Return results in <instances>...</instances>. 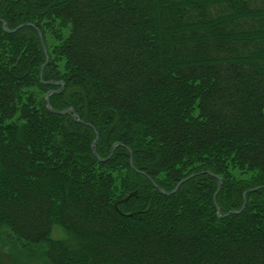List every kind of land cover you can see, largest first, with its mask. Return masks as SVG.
<instances>
[{"label": "trees", "instance_id": "obj_1", "mask_svg": "<svg viewBox=\"0 0 264 264\" xmlns=\"http://www.w3.org/2000/svg\"><path fill=\"white\" fill-rule=\"evenodd\" d=\"M0 226L50 264H264V0H2Z\"/></svg>", "mask_w": 264, "mask_h": 264}, {"label": "rangeland", "instance_id": "obj_2", "mask_svg": "<svg viewBox=\"0 0 264 264\" xmlns=\"http://www.w3.org/2000/svg\"><path fill=\"white\" fill-rule=\"evenodd\" d=\"M62 88V87H61ZM64 88V87H63ZM67 231L54 225L52 238L65 239ZM0 264H50L38 245L26 243L6 226H0Z\"/></svg>", "mask_w": 264, "mask_h": 264}, {"label": "water", "instance_id": "obj_3", "mask_svg": "<svg viewBox=\"0 0 264 264\" xmlns=\"http://www.w3.org/2000/svg\"><path fill=\"white\" fill-rule=\"evenodd\" d=\"M1 1H2V0H0V4H1ZM3 24H4L5 29H6L7 31H9V32H15V31H17L19 28H21V27H23V26L26 25V24H21V25H19V26H18L17 28H15V29H9L6 21L3 20ZM28 25H31V26L35 27V28L38 30L39 35H40V37H41V39H42V43H43V46H44V50H45V52H46V54H47L46 62H45V63L42 65V67H41V77L43 78V70H44L45 66L47 65V63L49 62V60H50V57H49V55H48V53H47V46H46V44H45V41H44V38H43V33H42V31H41V30H40L35 24H33V23H29ZM45 82H47V83H51V84H56V85H59L60 83H62V85H63L61 89H56V90L53 89V90L48 91L47 96H46L47 107H48L51 111H53V112H55V113H59V114H67V113L72 112L73 115H74L76 118L79 119V115L76 113V111H75L74 108H71V109H64V110H58V109H54V108L52 107V105H51V102H50V97H51V95H52L53 93H56V92H61V91L63 90V87H64V82H62V81H45ZM94 129H95V128H94ZM95 131H96V138L94 139V141H93V143H92L93 151H94L95 155H97L100 159L104 160V159L99 155V153H98V151H97V141H98V139H99V134H98V132H97L96 129H95ZM118 145H120V143H115V144H114V146L112 147V150H111V155H112V153L114 152V150L116 149V147H117ZM131 153H132V151H131ZM109 158H110V157H109ZM109 158H107V159H109ZM107 159H106V160H107ZM131 163H132V165L134 166L133 158L131 159ZM194 175H195V174H192L191 176H188V177H185L184 179H182V180L176 185V187H175L171 192H167V191H165V190H164L162 187H160L156 182H154V184H155L156 187L159 188L164 194L170 195V194L176 192V191L179 189V187H180L185 181H187L190 177H192V176H194ZM216 176L219 178V181H220V184H219V189H220L221 186H222L223 180H222V177H221V176H218V175H216ZM259 188H260V187H255V188H252V189L247 190V191L244 193V207H245L246 204H247V194H248V192H253V191H255V190H258ZM135 195H137V191H133V192L129 193L126 197H124V198H122V199H119V200L116 202V205H115V206H116L117 208H119V204H120V203L126 202L130 197L135 196ZM241 211H242V210H239V211H237V210H231L230 213H240ZM230 213H226L225 215H222V214H221V209L218 208V214H219V216H226V215H228V214H230Z\"/></svg>", "mask_w": 264, "mask_h": 264}]
</instances>
